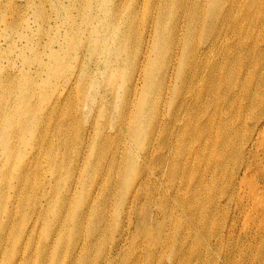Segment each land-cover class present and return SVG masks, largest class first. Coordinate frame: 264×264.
I'll use <instances>...</instances> for the list:
<instances>
[{
	"label": "bare ground",
	"instance_id": "obj_1",
	"mask_svg": "<svg viewBox=\"0 0 264 264\" xmlns=\"http://www.w3.org/2000/svg\"><path fill=\"white\" fill-rule=\"evenodd\" d=\"M96 1L104 14L89 19L100 26L87 67L35 108L29 90L0 110V128L4 117L40 131L23 166L27 178L35 164L42 174L25 216L30 236L41 225L39 263L49 252L53 264H264V0ZM52 63L41 69L65 70L60 56ZM102 75L113 82L85 128L74 95L87 77L92 99ZM120 86L128 97L114 94ZM17 88L10 80L7 91Z\"/></svg>",
	"mask_w": 264,
	"mask_h": 264
},
{
	"label": "rangeland",
	"instance_id": "obj_2",
	"mask_svg": "<svg viewBox=\"0 0 264 264\" xmlns=\"http://www.w3.org/2000/svg\"><path fill=\"white\" fill-rule=\"evenodd\" d=\"M101 6L102 4L96 0H0V110L7 108L9 104L22 105L24 99L21 93L29 90L35 91L36 96L29 100L30 105L35 108L40 98L47 93L52 94L58 91L68 79L87 67L90 63L87 44L98 36L96 30L100 26L99 23H90L89 19L92 16L104 14ZM83 9L85 14L82 18ZM120 20L121 17L116 19L115 24H119ZM108 32L109 30L105 28L104 34ZM72 33L79 36H72ZM76 39L79 43H76V47H72L69 42H75ZM83 40L86 42L80 45ZM95 46L100 47V52L103 50L100 45ZM169 46L170 43L167 49ZM54 55L60 56L65 64V70L57 71V74L41 69L42 65H49L52 69ZM167 59V53L156 58L159 63V74L156 76L155 94L163 86ZM104 70L105 68H102L97 73H102ZM86 79L87 77H84L80 80L74 98L78 118H83L85 128H91L98 117L99 110L102 109L103 86L110 85L113 80L110 75H102L100 77L102 87L97 88L94 97L90 99L82 90ZM10 80L18 84L16 93L11 94L7 91ZM125 89L124 86H120L118 90L113 89L114 94L128 97ZM112 102L115 105V101ZM118 111L116 108V113ZM36 113L39 114L41 111H34L32 115ZM1 121L0 264H6L11 254L16 262L21 253H25L24 258L27 257L22 264H40L38 255L42 253L39 249L41 225L38 224L30 236L27 228L28 220L25 216L30 214L33 204L39 200L35 185H38L42 174L38 164L33 167L32 178L26 177L27 167L23 168L28 164L29 154L41 144L40 131L38 128H32L26 132L24 128H9L4 117ZM54 125L51 122V128ZM11 130L14 131L16 140L13 156L8 154L7 146ZM47 173L51 176L54 174L51 170ZM18 177L25 179L21 192L17 195L19 200L15 197V189L20 184ZM58 209L64 218L69 207L60 205ZM55 229L56 226L53 225L52 230L55 231ZM22 246L30 248L29 254L22 250ZM32 248L35 249L32 251ZM43 264H53V254L48 252V255L44 256Z\"/></svg>",
	"mask_w": 264,
	"mask_h": 264
}]
</instances>
